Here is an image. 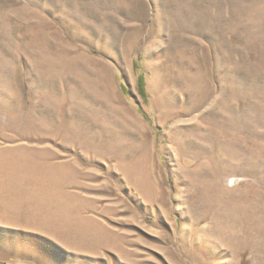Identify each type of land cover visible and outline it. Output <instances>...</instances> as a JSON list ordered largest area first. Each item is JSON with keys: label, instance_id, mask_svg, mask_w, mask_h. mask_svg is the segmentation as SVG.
I'll return each mask as SVG.
<instances>
[{"label": "rangeland", "instance_id": "obj_1", "mask_svg": "<svg viewBox=\"0 0 264 264\" xmlns=\"http://www.w3.org/2000/svg\"><path fill=\"white\" fill-rule=\"evenodd\" d=\"M0 264H264V0H0Z\"/></svg>", "mask_w": 264, "mask_h": 264}, {"label": "trees", "instance_id": "obj_2", "mask_svg": "<svg viewBox=\"0 0 264 264\" xmlns=\"http://www.w3.org/2000/svg\"><path fill=\"white\" fill-rule=\"evenodd\" d=\"M144 78H143V74L141 75V77L139 78V88H140V91L141 93L144 95H146V89H145V86H144Z\"/></svg>", "mask_w": 264, "mask_h": 264}]
</instances>
